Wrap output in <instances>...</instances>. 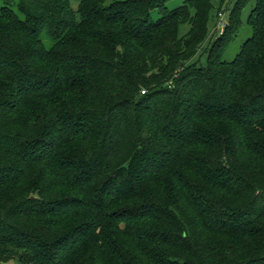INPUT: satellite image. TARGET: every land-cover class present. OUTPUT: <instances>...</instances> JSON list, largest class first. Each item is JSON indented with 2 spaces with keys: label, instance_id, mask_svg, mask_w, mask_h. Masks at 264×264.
I'll return each mask as SVG.
<instances>
[{
  "label": "trees",
  "instance_id": "obj_1",
  "mask_svg": "<svg viewBox=\"0 0 264 264\" xmlns=\"http://www.w3.org/2000/svg\"><path fill=\"white\" fill-rule=\"evenodd\" d=\"M167 1L0 7V262L264 264V0Z\"/></svg>",
  "mask_w": 264,
  "mask_h": 264
},
{
  "label": "rangeland",
  "instance_id": "obj_2",
  "mask_svg": "<svg viewBox=\"0 0 264 264\" xmlns=\"http://www.w3.org/2000/svg\"><path fill=\"white\" fill-rule=\"evenodd\" d=\"M237 0H211L212 3V9L210 11V16L208 20V31L209 34L206 38V40L200 45V49L198 51V55L200 59H203L205 61L204 56L205 54V48L207 47V44L210 42L211 37H216L219 34H222L224 27H218L217 23L219 21L218 12L223 13V20L225 22L229 21L230 13L232 8L234 7ZM183 3V0H168L166 2V7L168 9H174L175 7L181 5ZM9 4L15 12L21 16V12L18 10L16 5V0H0V7L2 5ZM254 6V0H249L245 5H243L240 9V21H241V27L235 35V37L232 39L228 47L226 48V51L224 55L222 56L225 60H231L235 57V55L238 53L242 43L251 36L252 29L251 26L248 23V16L251 11V9ZM220 9V10H219ZM160 16V12L158 8H155L151 11V18L157 19ZM188 29L187 24H182L179 28V34L183 35ZM44 43L49 46L51 41L46 36V34L43 36ZM0 264H19V261L15 258L4 260L0 262Z\"/></svg>",
  "mask_w": 264,
  "mask_h": 264
},
{
  "label": "built area",
  "instance_id": "obj_3",
  "mask_svg": "<svg viewBox=\"0 0 264 264\" xmlns=\"http://www.w3.org/2000/svg\"><path fill=\"white\" fill-rule=\"evenodd\" d=\"M218 16H219V21H218V23H217V28L218 27H224L225 25H226V23L227 22H225L224 20H223V13L222 12H218Z\"/></svg>",
  "mask_w": 264,
  "mask_h": 264
}]
</instances>
